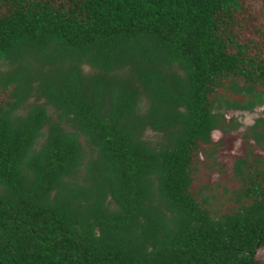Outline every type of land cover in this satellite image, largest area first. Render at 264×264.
Returning a JSON list of instances; mask_svg holds the SVG:
<instances>
[{
  "label": "trees",
  "instance_id": "obj_1",
  "mask_svg": "<svg viewBox=\"0 0 264 264\" xmlns=\"http://www.w3.org/2000/svg\"><path fill=\"white\" fill-rule=\"evenodd\" d=\"M244 16L241 0H0V264H264V164L234 161L232 212L193 188L199 146L236 127L220 110L264 105ZM246 135L264 147V118Z\"/></svg>",
  "mask_w": 264,
  "mask_h": 264
},
{
  "label": "rangeland",
  "instance_id": "obj_2",
  "mask_svg": "<svg viewBox=\"0 0 264 264\" xmlns=\"http://www.w3.org/2000/svg\"><path fill=\"white\" fill-rule=\"evenodd\" d=\"M247 17V22H242L239 28L240 41L248 44H255L257 52H260L264 58V0H241ZM258 29V33L253 31ZM225 80L224 86L228 84ZM9 91V90H8ZM8 91L0 90V104L7 100ZM227 121H232L236 125L235 129H229L227 132L214 131L211 136V145L199 146L197 156L195 157L196 173L194 174V189L201 184H206L216 189L215 200L210 203L211 213L224 214L236 209L237 204L233 195L234 191L241 186L240 182L234 178L232 166L236 159L247 157L258 158L264 164V147L257 146L253 140L246 135V129L251 126L255 119L264 118V105L256 108L253 112L240 111H222ZM144 140L152 146L158 145L161 135L152 131H146ZM215 151V159L219 164L221 171L211 167V161L206 160L203 153ZM257 258L264 259V250L257 253Z\"/></svg>",
  "mask_w": 264,
  "mask_h": 264
}]
</instances>
